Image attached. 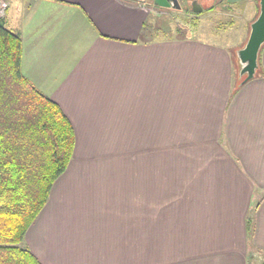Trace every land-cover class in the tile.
<instances>
[{
  "label": "crops",
  "instance_id": "1",
  "mask_svg": "<svg viewBox=\"0 0 264 264\" xmlns=\"http://www.w3.org/2000/svg\"><path fill=\"white\" fill-rule=\"evenodd\" d=\"M224 1L243 40L161 37L158 0H8L22 72L76 138L25 236L42 264H249L257 201L264 251V45L240 86L235 51L259 0Z\"/></svg>",
  "mask_w": 264,
  "mask_h": 264
},
{
  "label": "trees",
  "instance_id": "2",
  "mask_svg": "<svg viewBox=\"0 0 264 264\" xmlns=\"http://www.w3.org/2000/svg\"><path fill=\"white\" fill-rule=\"evenodd\" d=\"M22 56L21 36L0 16V264H42L23 242L76 142L59 104L23 74ZM259 203L247 216L249 264L257 252L264 264V251L252 243Z\"/></svg>",
  "mask_w": 264,
  "mask_h": 264
},
{
  "label": "rangeland",
  "instance_id": "3",
  "mask_svg": "<svg viewBox=\"0 0 264 264\" xmlns=\"http://www.w3.org/2000/svg\"><path fill=\"white\" fill-rule=\"evenodd\" d=\"M6 3V12L8 9V0H3ZM199 3L203 7L201 12H194L193 9L187 6L186 9H169L168 13H164L166 18L169 21V24L166 23V28H162L160 30L159 36H171L172 32L175 35H193L195 37H226V39L230 40H243L245 38V30L247 28L245 26L244 30L241 29V25L243 21L235 20V12L238 10L236 8H229L228 4L224 0H200ZM229 10H232V14L234 16H230ZM12 11V10H11ZM5 12V13H6ZM0 16H5V14H0ZM251 23V22H248ZM247 24V23H246ZM173 29V30H171ZM242 30V32H241ZM215 31V32H213ZM249 31H250V24H249ZM171 34V35H170ZM248 38V37H247ZM246 38V40H247ZM244 41V43L246 42ZM244 43L241 45L243 46ZM240 46V47H241ZM238 47V48H240ZM236 48V50L238 49ZM235 50V51H236ZM82 164L80 162V158L75 159L71 163V170L73 168L78 171L77 166ZM104 165H111V164H104ZM76 166V168H75ZM78 166V167H79ZM80 169V167H79ZM70 172L66 173V178L70 176ZM65 177V176H64ZM25 245L26 242H23ZM262 261V259H261ZM263 262V261H262ZM253 264H261L260 259L254 260Z\"/></svg>",
  "mask_w": 264,
  "mask_h": 264
},
{
  "label": "water",
  "instance_id": "4",
  "mask_svg": "<svg viewBox=\"0 0 264 264\" xmlns=\"http://www.w3.org/2000/svg\"><path fill=\"white\" fill-rule=\"evenodd\" d=\"M169 1V0H166ZM176 5L180 7V0H174ZM162 4V2H159ZM196 7L195 12L200 11L203 7L198 1H194ZM264 45V0H259V13L257 17L250 23V31L248 38L243 46L236 50L238 77L237 86L244 84L254 78L260 67L259 55Z\"/></svg>",
  "mask_w": 264,
  "mask_h": 264
},
{
  "label": "flooded vegetation",
  "instance_id": "5",
  "mask_svg": "<svg viewBox=\"0 0 264 264\" xmlns=\"http://www.w3.org/2000/svg\"><path fill=\"white\" fill-rule=\"evenodd\" d=\"M158 1L162 2V4H164V5L166 4L168 6V8H170V9L175 8V9L183 10V9H186L187 6L189 8H191V9H193L194 7H196L195 3H193L195 0H180V7H178L176 5V2L174 0H169V1H166V0H158ZM196 1L199 2L200 0H196Z\"/></svg>",
  "mask_w": 264,
  "mask_h": 264
},
{
  "label": "built area",
  "instance_id": "6",
  "mask_svg": "<svg viewBox=\"0 0 264 264\" xmlns=\"http://www.w3.org/2000/svg\"><path fill=\"white\" fill-rule=\"evenodd\" d=\"M6 12V3L3 0H0V14Z\"/></svg>",
  "mask_w": 264,
  "mask_h": 264
},
{
  "label": "bare ground",
  "instance_id": "7",
  "mask_svg": "<svg viewBox=\"0 0 264 264\" xmlns=\"http://www.w3.org/2000/svg\"><path fill=\"white\" fill-rule=\"evenodd\" d=\"M5 14V13H4Z\"/></svg>",
  "mask_w": 264,
  "mask_h": 264
}]
</instances>
